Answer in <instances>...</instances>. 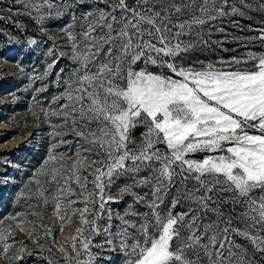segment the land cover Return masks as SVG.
Instances as JSON below:
<instances>
[{
    "label": "snow or ice",
    "instance_id": "obj_1",
    "mask_svg": "<svg viewBox=\"0 0 264 264\" xmlns=\"http://www.w3.org/2000/svg\"><path fill=\"white\" fill-rule=\"evenodd\" d=\"M15 2L37 13L45 6H53L50 0ZM228 2L221 0L223 5ZM241 3L251 7L246 0ZM110 7L111 11L100 10L98 15L88 13L81 34L82 47L74 44L79 64L75 78L66 82L62 97H57L65 102L52 111L62 126L72 125L71 130L89 145L83 150L94 153L97 159L82 157L78 151L71 164L60 163L59 168L54 166L42 175H50L56 185L64 181L57 189V197L75 195L69 183L75 181L81 189L79 194L94 203V193L87 189L88 177L81 176V170L97 163L107 167V172L95 167L90 173L95 187L103 193L102 177H111L121 169L139 172L141 165H145L153 173L142 182L154 185L155 200L149 207L155 222L145 219L137 225L123 221L128 228L137 229L129 237L131 244L122 240L128 256L126 264H243L233 234L245 236L257 247L264 246V238L234 228L219 206L210 208V203H214L213 194L230 193L232 203L243 209L242 216L250 228L264 226V54L249 52L248 59L254 62L250 71H217L211 64L207 70H185L167 61V67L181 79L136 70L137 62L156 64L157 58L187 52L192 45L181 39L184 35L194 26L203 25L205 17L215 19L213 12L227 13L216 6V0H132V6L128 0H114ZM260 7L264 9V4ZM230 11L244 14L234 5ZM259 32L258 36L245 39L264 41V29ZM68 35L76 40L71 33ZM142 117L147 132L144 141L136 146V154L128 147V133ZM77 124L83 130L76 128ZM158 143L166 146L168 154L155 147ZM97 149L103 151L104 159L99 158ZM197 151L223 154L208 155L199 162L186 159L187 154ZM67 159L71 158L49 157L53 162ZM129 161L131 169L127 167ZM153 163L157 166L153 167ZM176 177L182 183L190 178L197 181L198 186L184 192V199L194 207L178 216H161L155 211L156 201L162 202L159 193L166 190V182L171 186ZM40 195L44 192L40 191ZM99 207L103 209L104 204ZM56 208L59 213V200ZM83 211L89 212L88 204ZM207 211H215L217 219L205 223ZM73 215L75 211L60 219L70 221ZM79 219L84 225L90 223L87 215H80ZM128 228L123 235H128ZM83 232V228L77 229L79 236ZM0 239L6 237L0 234ZM76 242L77 236L69 238L72 252L78 257ZM89 243L81 241L85 251ZM9 247L5 244L3 251L7 252ZM59 251L67 254L64 247Z\"/></svg>",
    "mask_w": 264,
    "mask_h": 264
},
{
    "label": "rangeland",
    "instance_id": "obj_2",
    "mask_svg": "<svg viewBox=\"0 0 264 264\" xmlns=\"http://www.w3.org/2000/svg\"><path fill=\"white\" fill-rule=\"evenodd\" d=\"M50 2L51 8L45 6L37 13L25 9L15 0H0V16H31L44 33L20 37L4 30L0 35V234L6 237L0 239V264H126L128 256L122 248V240L131 244L133 241L129 237L137 229L128 228L123 221L137 225L145 219L155 222L153 210L149 207L155 200L152 194L154 185L142 182L144 177L153 175L151 169L141 165L139 172L121 169L114 171L111 177L105 175L101 178L103 193L95 187L94 176L90 173L95 167L107 172V167L97 163L92 168L81 170L79 174L88 177L87 189L94 193V203H89L87 196L79 194L81 189L75 181L69 182L75 195L57 197V189L64 181L60 180L56 185L50 175H42L54 166L59 168L60 163L71 164L78 151L82 157L97 159L94 153L83 150L89 145L71 130L72 125L62 126L52 111L65 102L62 98L57 100V97H62L66 82L75 78L79 64L75 59L74 44L82 47L81 34L88 22V13L98 15L100 10L111 11L114 0ZM128 2L132 6V0ZM246 3L251 7H245L241 0H229L227 5L216 0V6L223 7L227 14L213 12L215 19L205 17L203 25L194 26L190 33L184 35L181 39L192 45L187 52L176 57L157 58L156 64L137 62L135 69H145L172 79L181 77L173 73L165 61L185 70H207L210 64L217 71L253 70L254 62L248 59V54H264V41L245 38L258 36L259 30L264 29V9L260 7L264 0H246ZM232 5L244 14L231 13ZM29 11L31 15L27 14ZM196 14L199 15L198 12ZM69 33L76 37L75 41L69 39ZM75 127L83 130L80 124ZM57 131L64 134L56 135ZM249 131L257 134L255 130ZM146 132L147 124L143 117L130 128L128 147L133 153L138 154L136 146L144 141ZM155 147L168 154L164 144L158 143ZM97 151L100 152L99 158L104 159L103 151ZM220 154L223 153L197 151L187 154L186 159L199 162L208 155ZM50 155L71 159L53 162L49 160ZM152 166L157 165L153 163ZM127 167H133L131 161ZM193 186L198 185L191 178L182 183L176 177L171 186L166 182V190L159 193L162 202L156 201L158 207L155 211L161 216L189 212L194 205L184 199V192ZM40 191L44 192L43 196ZM101 195L104 200H101ZM230 196L226 192L213 194L214 203H210V208L219 206L224 216L231 219L234 228L264 238V226L250 228L242 216L243 209L234 205ZM57 200L61 203L59 213ZM69 200L75 203L69 204ZM101 203L104 204L103 209L99 207ZM85 204H88V213L83 211ZM73 211L75 215L70 221L60 219V216L65 213L71 215ZM80 215H87L90 223L84 225ZM206 217L205 223L217 219L215 211H207ZM80 228L84 229L83 236L77 234ZM125 228H128L127 236L123 235ZM72 236H77L78 257L70 247L69 238ZM232 238L240 246L238 251L243 264H262L264 246L257 247L242 235L233 234ZM82 240L90 241L87 251L82 248ZM5 244L10 245L7 252L3 251ZM61 247L67 249V254L59 251Z\"/></svg>",
    "mask_w": 264,
    "mask_h": 264
},
{
    "label": "trees",
    "instance_id": "obj_3",
    "mask_svg": "<svg viewBox=\"0 0 264 264\" xmlns=\"http://www.w3.org/2000/svg\"><path fill=\"white\" fill-rule=\"evenodd\" d=\"M0 28L2 29L0 30V35L3 34L2 32H4V30H8L20 37L44 34L36 21L28 15H24L20 18L4 14L0 16ZM260 262L264 264V259L260 260Z\"/></svg>",
    "mask_w": 264,
    "mask_h": 264
}]
</instances>
